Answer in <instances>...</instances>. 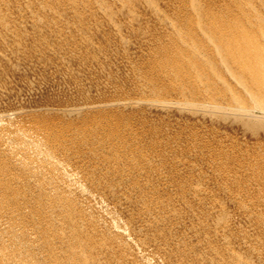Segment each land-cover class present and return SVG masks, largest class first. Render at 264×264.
I'll return each instance as SVG.
<instances>
[{"label":"bare ground","instance_id":"1","mask_svg":"<svg viewBox=\"0 0 264 264\" xmlns=\"http://www.w3.org/2000/svg\"><path fill=\"white\" fill-rule=\"evenodd\" d=\"M114 59L134 98L13 95ZM0 102V264H264V0H0Z\"/></svg>","mask_w":264,"mask_h":264},{"label":"rangeland","instance_id":"2","mask_svg":"<svg viewBox=\"0 0 264 264\" xmlns=\"http://www.w3.org/2000/svg\"><path fill=\"white\" fill-rule=\"evenodd\" d=\"M127 52H129L131 55H133L134 56V54H135V60L137 61V63H136V65H138V66H140L141 65V67H139V69H142V70H144L145 68H143V63H144V60L146 59V55H144L145 53H144V51L146 52V49H144V48H138L139 49V51H138V49H137V51L139 52V53H141V54H137V51L136 50H134V49H131V46L130 47H127ZM130 50V51H129ZM136 51L135 53H134V51ZM133 51V52H132ZM141 51V52H140ZM142 53H143V55H142ZM140 56H142L141 57V59L142 58H144V59H137L138 57ZM118 61H115V59L112 61V66H113V70H112V73H111V81H113V84H115V85H113V86H115L114 87V89H112L113 90V94H112V90H110V89H101V88H97L100 84V81L99 80H103L104 79V77H103V75L102 76H100L99 74H98V76H96L97 75V72L95 73V71L94 72H90V73H88L87 74V71H86V73H85V70L83 71V69H81V68H85L84 67V65L82 64V63H80L81 64V66H83V67H81V68H79L78 69V66H79V63H77V62H71V64H72V67H74V69L75 68H77V69H75L78 73H79V81H78V78H72L71 76H63V75H54V73H50V72H48V74H47V72L46 73H44L43 74V72H44V70L43 69H39L38 68V70H39V72H37V76H38V78L37 79H39V80H42V89H39L40 88V86H39V88H37V87H34V90H33V92H31L30 94H28L27 95V93L26 92H19V90H16L17 92H13V95H15V93H16V95L15 96H19L20 97V99L21 100H26V101H28L29 103L31 102V104H33V105H40V104H55V103H61L62 101V104H71L73 101L74 102H76V101H79V100H94V101H102L103 99H108L109 97L111 98V97H113V96H116V95H114V93L115 92H120V93H115V94H117V96L119 95V94H121L122 92L124 93L125 91V93L124 94H121V95H124V96H129L130 94H131V97H133L134 98V95H136V92L134 91V89L136 90V81L135 80H131V79H133V77L130 75V74H128L127 73V71H126V69H125V65L123 64L122 65V61L120 60V59H117ZM135 61V62H136ZM146 61V60H145ZM117 64H116V63ZM120 62H122V63H120ZM121 65H120V64ZM140 63V64H139ZM77 64H78V66H77ZM120 65V66H119ZM117 68H116V67ZM122 66H124V68L122 67ZM145 66V65H144ZM80 67V66H79ZM118 67L120 68V69H118ZM122 69V70H121ZM84 72H82V71ZM125 70V72L126 73H124L123 71ZM119 72V73H118ZM40 73H42V74H40ZM121 73H122V75H121ZM38 74H40V75H38ZM91 76H90V75ZM93 74H95V76L93 75ZM28 75H29V73H28ZM87 75H89V76H87ZM112 75L114 76V77H112ZM121 75V76H120ZM148 75H150V77H153V74H148ZM58 76V77H57ZM92 76H94V77H92ZM116 76L118 77V78H116ZM128 76H130V77H128ZM69 77V81L67 80V78ZM99 77V78H98ZM122 77V78H121ZM124 77V78H123ZM59 78V79H58ZM115 79V80H112V79ZM27 79H29L27 76H24L23 78H20V77H18V82H19V84H18V82L16 81V83L19 85V87L22 85V81L23 80H27ZM63 79V80H62ZM97 79V80H96ZM99 79V80H98ZM128 79V80H127ZM130 79V80H129ZM30 80V79H29ZM84 80L86 81H89L88 83H87V81L84 83ZM121 80V81H120ZM45 81H46V83H45ZM55 81V82H54ZM96 81H99V83L98 82H96ZM116 81H118L119 82V84H118V82H116ZM124 83H123V82ZM131 81V82H130ZM41 82V81H40ZM44 82V83H43ZM72 82V83H71ZM78 82L80 83V84H82L83 85V83H84V87H82V89L84 90L83 91V94H80V93H77V91L75 90V87H76V85L78 84ZM93 82V83H92ZM120 82H121V84H120ZM49 85H48V84ZM53 83V85H51ZM59 83V84H58ZM98 83V84H97ZM123 83V84H122ZM135 83V84H134ZM61 84V85H60ZM94 84V85H93ZM46 85H48V87H46ZM58 85V86H57ZM87 85V86H86ZM123 85V86H122ZM126 85V86H125ZM51 86V87H50ZM54 86V87H53ZM88 86H90V87H88ZM96 86V87H95ZM56 87H58L57 89H56ZM92 87V88H91ZM94 87H95V89H94ZM122 88V87H124L122 90H119V89H117V88ZM125 87H126V90H125ZM54 90H53V89ZM66 88H68V89H66ZM71 88H73V89H71ZM89 88H90V90H89ZM120 88V89H121ZM37 89V90H36ZM44 90V91H43ZM53 90V91H52ZM63 90L64 91H67V92H63ZM101 93V94H99V92ZM104 90H105V93H104ZM115 90V91H114ZM127 90H128V92H127ZM130 90V91H129ZM133 90V91H132ZM37 91H38V94H37ZM42 91L44 92L43 94H41L42 93ZM88 91V92H87ZM122 91V92H121ZM47 92V93H46ZM59 92V93H58ZM98 92V93H97ZM132 92V93H131ZM22 95H21V94ZM51 93V94H50ZM52 93H54V94H52ZM64 93V94H63ZM66 93V94H65ZM85 93H86V95H85ZM108 93V94H107ZM129 94V95H127V94ZM36 95V96H33V95ZM58 95V96H56V95ZM59 94H60V96H59ZM95 96H94V95ZM99 94V95H98ZM103 94H107L106 96L107 97H105V95H104V97H103ZM21 95V96H20ZM30 95V96H29ZM32 95V96H31ZM62 95V96H61ZM83 95V96H82ZM101 95V96H100ZM111 95V96H110ZM133 95V96H132ZM51 96H54V99H53V97H51ZM89 96V97H88ZM92 96V97H91ZM98 96V97H97ZM100 96V97H99ZM43 97V98H42ZM51 97V98H50ZM58 97V98H57ZM60 97V98H59ZM95 97V98H94ZM102 97V98H101ZM40 98H42V99H40ZM65 98V99H64ZM68 98V99H67ZM73 98V99H72ZM81 98H83V99H81ZM51 99V100H50ZM77 99V100H76ZM97 99V100H96ZM40 100V102L38 103V101ZM48 100V101H47ZM56 100V101H55ZM69 100V101H68ZM73 100V101H72ZM48 103H47V102ZM53 101H55V102H53ZM64 101H66V102H64ZM71 101V102H70ZM5 102V101H4ZM35 102V103H34ZM51 102V103H50ZM6 103V102H5ZM38 103V104H37ZM0 104H1V102H0ZM147 113V114H146ZM149 113H150V115H149ZM156 113H158V114H156ZM155 114V116H153ZM148 119H154L155 117H156V119H155V121L156 122H162L164 125H166V127H175L177 130L175 131L177 134H176V136L178 137V135H179V133H181L182 132V134L183 135H185V133H183V132H187L188 131V129L190 128L191 130H194V129H199V127L193 122V121H189L188 122V120H186L184 117H183V115L182 114H180L179 113V115H176V116H172V117H167V115H165L164 113H159V112H155L154 110H152V112H151V110L150 111H146L145 112V114H144ZM148 115V116H147ZM158 115V116H157ZM181 115H182V118H180L181 117ZM151 117V118H150ZM157 117H160L159 119L157 118ZM162 117V118H161ZM164 117V118H163ZM179 120V123H177V119ZM180 118V119H179ZM162 119V120H161ZM164 119H165V121H164ZM169 120V121H168ZM180 120H182V121H180ZM187 121V122H186ZM191 122H192V124H191ZM166 123V124H165ZM181 123H182V125H181ZM189 124V125H186V124ZM176 124V125H175ZM195 124V125H194ZM180 125V126H179ZM186 125V126H185ZM193 125V126H192ZM228 125H229V127H228ZM234 125V126H233ZM226 124V125H218V127L217 128H215V129H211V128H213V127H211V128H206L205 130H204V133H202L201 131V134H202V136L204 137V139H210V138H212V137H214L213 135H217V134H225V135H227V137L229 136V135H231V136H229L228 137V142L230 143H228L227 144V146L228 147H226L225 149H228L230 146H240V143H241V147H243V148H250V147H252V144H254V141H253V139H251L252 137L250 136V134L249 133H244L238 126H236L235 124ZM185 126V127H184ZM227 126V127H226ZM182 127V128H181ZM187 127V128H186ZM189 127V128H188ZM192 127V128H191ZM221 127H223L222 129H220ZM224 127H225V129H224ZM181 128V129H180ZM179 129V130H178ZM209 129V130H208ZM218 129V130H217ZM220 129V130H219ZM232 129V130H231ZM183 130V131H182ZM217 132H216V131ZM237 130V131H236ZM181 131V132H180ZM199 131V130H198ZM209 131V132H208ZM211 131V132H210ZM213 131V132H212ZM225 133H224V132ZM240 131V132H239ZM208 132V133H207ZM219 132V133H218ZM221 132V133H220ZM233 132V133H232ZM231 133V134H230ZM236 133V134H235ZM182 134H180L179 135V137H183V135ZM209 136H208V135ZM211 134H213L212 136H211ZM244 134V135H243ZM207 135V136H206ZM206 137V138H205ZM240 137V138H239ZM244 137V138H243ZM232 139V140H231ZM238 139H239V141H238ZM247 139V140H246ZM260 139L261 140H264V133H262V135H261V137H260ZM230 140V141H229ZM250 141V142H249ZM235 145H234V144ZM237 143V144H236ZM252 143V144H251ZM230 145V146H229ZM249 146V147H248ZM236 211V210H235Z\"/></svg>","mask_w":264,"mask_h":264}]
</instances>
